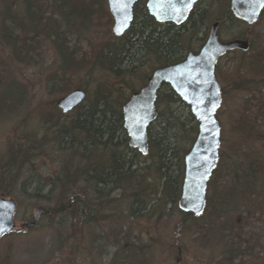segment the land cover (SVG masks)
<instances>
[{"label": "trees", "instance_id": "obj_1", "mask_svg": "<svg viewBox=\"0 0 264 264\" xmlns=\"http://www.w3.org/2000/svg\"><path fill=\"white\" fill-rule=\"evenodd\" d=\"M49 1L23 0L25 13L19 15V10L15 9L17 0H0V43L6 48L10 47L19 62L25 61L32 50L33 44L29 40H33V37L28 38L29 34L48 22L44 13ZM53 1L56 4V0ZM98 2L61 0L60 6L70 3L72 14L89 18L93 14V6ZM146 3L147 0H139L135 4L129 29L122 36H117L118 41L110 40L101 46L93 61V66L99 65L102 71L112 74L121 83H128L126 77L136 73L144 63L151 64L152 73L157 67L180 62L189 52H195L198 49L194 46L196 40H199L201 47L208 37L204 27L211 18V5L220 7L213 19L220 21L219 31L228 20L240 22L230 9V0L200 1L187 20L179 25L159 22L150 14ZM245 36L248 37V33L238 37ZM57 38L63 41L58 44L64 61L59 74L62 81L67 73L82 65L83 59L80 60L73 50H68L58 31ZM261 46L254 39L250 50L239 51L237 70L228 76L220 73L232 88L248 92L245 122L253 131H259L260 117L252 116V108L258 104V113H264V97L261 100L256 98L264 84L260 79L247 77V73L245 76L243 69L246 66L254 72L264 69V48ZM150 75L139 78L144 79L146 84ZM0 76L4 77L1 72ZM126 87H129V93L105 79L96 82L94 87L85 85L86 98L69 113H63L51 102L52 108L48 112L40 109L43 130L16 134L8 145L5 159L0 162V193L17 195L20 203L23 201L21 197L29 198L31 206L41 209L42 216L48 218L50 226L57 229L58 248L49 253L44 264L56 260L58 252L59 261L66 263L85 257L86 230L91 223L111 216L108 212L106 214V209L116 203L109 197L112 190L119 192L118 204L124 206L123 211L130 217L149 218L153 207L158 206L157 219H161L168 214V208L178 206L184 177V155L197 137L198 120L191 109L186 115L184 111L177 110L178 106H190L171 86L163 84L157 97L158 117L148 128L150 150L147 156H152L154 160L147 166L141 159L145 155L129 145V136L124 127L123 105L139 88L131 84ZM16 93L12 88L4 89L0 103L7 102L8 96H18ZM184 141L189 145H184ZM223 155L224 152L220 150V162ZM263 155L264 147L261 151L258 149L256 154H246L242 163L248 162L249 170L255 171L264 162ZM42 157L56 161L54 173L43 175L35 168V162ZM219 164L208 187L219 172ZM148 169L156 175L159 183L152 185L150 178L145 176ZM232 169L238 173L237 166ZM153 189L159 194L155 198H152ZM250 195H247L249 199ZM212 205V196H208L206 211ZM120 215L124 214L120 212ZM199 218L201 216L183 212L182 219L176 225V239L188 233L190 226L198 225ZM61 228L68 232H61ZM13 234L10 232L0 239ZM230 259L232 257L226 258V261ZM12 261L13 254L8 249L6 257L0 258V264Z\"/></svg>", "mask_w": 264, "mask_h": 264}, {"label": "rangeland", "instance_id": "obj_2", "mask_svg": "<svg viewBox=\"0 0 264 264\" xmlns=\"http://www.w3.org/2000/svg\"><path fill=\"white\" fill-rule=\"evenodd\" d=\"M17 1L15 9L19 10V15H24L25 4L23 0ZM60 5L61 0H56V4L50 0L46 4L44 14L48 22L29 34L28 38L33 37V40H29L33 45L25 61L19 62L12 49L0 43V72L4 76L0 78V95L9 88L18 92V96H8L7 102L0 103V162L5 159L14 136L31 130L42 131L41 110L48 112L52 108L51 102L57 106V99L73 88L81 85L94 87L96 82L105 79L120 85L129 93L127 84L140 88L145 80L139 77L150 75L152 71L151 64L144 63L137 68L136 73L126 77L128 83H121L112 74L102 71L99 65L93 66L101 46L110 40L118 41L112 29L113 16L108 0H99L93 6V14L89 18L72 14L70 3ZM219 9L215 4L210 6L211 18L204 31L209 32ZM57 31L62 35L68 50H73L80 60L83 59L82 65L67 73L62 81L59 80V74L64 61L58 44L63 41L57 38ZM219 33L222 40L248 33V38L252 41L255 39L256 44L263 46L264 15L252 27L242 21L228 20L221 26ZM194 46L200 47L199 40L194 42ZM238 60L239 51H236L223 56L218 65V80L225 90L217 114L222 125L220 150L224 155L219 161V172L208 189L213 205L199 218L198 225L190 226L189 232L183 233L177 240L176 225L183 217L179 206L168 208V214L161 219H157L158 206L153 207L149 218L130 217L123 211L124 206L118 204L119 192L112 190L109 197L116 203L106 209V214L108 212L111 216L91 223L86 230L85 257L77 262L71 260L66 263L59 261L58 252L56 260H51L50 264H218L223 259L220 264H264V162L255 171L249 170L248 162L242 163L246 154H256L258 149L261 151L264 147V113H258V104L252 108V116L260 117L259 131H253L245 122L248 92L232 88L220 76V73L223 76L232 75L240 63ZM262 71H249L248 66L243 69L245 76L247 73V77L260 79L264 84ZM261 90L260 93L259 90L256 92V98L260 100L264 97V85ZM176 108L184 111V115L190 109L187 106ZM247 132L251 134L247 135ZM183 144L187 143L184 141ZM141 159L147 166L154 160L147 155ZM55 162L42 157L35 162V168L43 175H48L56 171ZM234 166H237V174L233 172ZM145 176L150 178L152 185L159 183L149 169ZM116 194H119L118 197ZM248 194H251L250 199ZM158 195L153 189L152 198ZM6 196L18 202L17 228L22 223L36 219L35 211L38 208L31 206L29 198L21 197L23 201L20 203L17 195ZM120 212L124 215L121 216ZM50 224L48 218L41 216L28 229L15 230L13 235L0 239V258L6 257L8 249L13 254V261L3 264H44L49 253L58 248L57 229ZM61 232L68 231L61 228ZM229 257L232 259L226 261Z\"/></svg>", "mask_w": 264, "mask_h": 264}, {"label": "water", "instance_id": "obj_3", "mask_svg": "<svg viewBox=\"0 0 264 264\" xmlns=\"http://www.w3.org/2000/svg\"><path fill=\"white\" fill-rule=\"evenodd\" d=\"M139 0H108L113 15V33L122 36L134 17V6ZM199 0H147V8L159 22L182 24L189 17ZM233 15L249 25L256 24L264 11V0H231ZM220 23H213L207 41L198 52H190L178 63L156 68L140 89L135 90L123 105L124 127L129 136V145L143 155L150 150L148 128L158 117V91L164 83L190 105L198 120L197 137L184 155V177L178 206L185 212L199 216L207 206L208 182L220 160L222 127L217 110L222 104V87L216 76V65L228 51L247 50L249 41L235 38L220 39ZM87 96L84 87H76L57 99L63 113L78 106ZM18 202L13 197L0 195V237L27 226L34 225L43 215L37 209L36 219L22 223L20 228L15 215Z\"/></svg>", "mask_w": 264, "mask_h": 264}, {"label": "flooded vegetation", "instance_id": "obj_4", "mask_svg": "<svg viewBox=\"0 0 264 264\" xmlns=\"http://www.w3.org/2000/svg\"><path fill=\"white\" fill-rule=\"evenodd\" d=\"M200 1H209V0H199V1H197L196 3H195V5L198 3V2H200ZM194 5V6H195ZM194 8V7H193ZM264 12V11H263ZM264 15V13L262 14V16ZM261 19H262V17H261ZM241 39H246V40H248L249 41V48L247 49V50H243V49H234V50H231V51H228L225 55H223V56H226L227 54H229V53H236V51H248V50H250V48H251V44H252V40L250 39V38H248V37H241ZM207 40V39H206ZM222 41H227V40H222ZM204 43H205V41L202 43V45H201V47L204 45ZM201 47L200 48H198L195 52H198L200 49H201ZM261 47H263L264 48V45L263 46H261ZM190 53V52H189ZM238 54V53H237ZM188 55V54H187ZM239 55H240V52H239ZM222 56V57H223ZM221 57V58H222ZM186 58V57H185ZM184 58V59H185ZM220 58V59H221ZM183 59V60H184ZM220 59H219V61H218V63H217V65H216V76H217V78H218V65H219V62H220ZM182 61V60H181ZM164 84H167V83H164ZM220 84H221V82H220ZM167 85H169V86H171L170 84H167ZM222 86V85H221ZM224 91V87L222 86V92ZM223 97H224V93H223Z\"/></svg>", "mask_w": 264, "mask_h": 264}, {"label": "bare ground", "instance_id": "obj_5", "mask_svg": "<svg viewBox=\"0 0 264 264\" xmlns=\"http://www.w3.org/2000/svg\"><path fill=\"white\" fill-rule=\"evenodd\" d=\"M217 21L220 23V21H219V20H216V21H214L213 23H215V22H217Z\"/></svg>", "mask_w": 264, "mask_h": 264}]
</instances>
